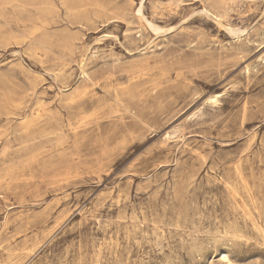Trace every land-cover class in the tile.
Wrapping results in <instances>:
<instances>
[{
	"label": "rangeland",
	"instance_id": "rangeland-1",
	"mask_svg": "<svg viewBox=\"0 0 264 264\" xmlns=\"http://www.w3.org/2000/svg\"><path fill=\"white\" fill-rule=\"evenodd\" d=\"M0 264H264V0H0Z\"/></svg>",
	"mask_w": 264,
	"mask_h": 264
},
{
	"label": "bare ground",
	"instance_id": "bare-ground-1",
	"mask_svg": "<svg viewBox=\"0 0 264 264\" xmlns=\"http://www.w3.org/2000/svg\"><path fill=\"white\" fill-rule=\"evenodd\" d=\"M136 14L140 17V18H142V19H144L146 22H147V26H149L150 28H152L153 30H157L158 29V27L156 26V25H154L152 22H150V21H147L143 16H142V14H141V6L137 9V11H136ZM110 37V36H109ZM87 53V52H86ZM222 258L223 259H227V256L226 255H222ZM228 260V259H227Z\"/></svg>",
	"mask_w": 264,
	"mask_h": 264
}]
</instances>
